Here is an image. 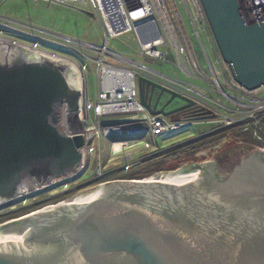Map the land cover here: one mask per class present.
I'll return each instance as SVG.
<instances>
[{
  "label": "water",
  "instance_id": "1",
  "mask_svg": "<svg viewBox=\"0 0 264 264\" xmlns=\"http://www.w3.org/2000/svg\"><path fill=\"white\" fill-rule=\"evenodd\" d=\"M199 1L232 78L248 90L264 86V18L245 22L237 0ZM137 83L140 102L151 114L174 121L179 110L194 105L144 78ZM154 89L185 105L156 109L157 102L151 104L148 97ZM79 98L61 67L22 62L14 46L0 44V206L25 189L57 184L72 172L84 140L61 132L58 112L65 104L75 116ZM233 149L207 163H220L223 170L239 159V176L254 161L246 183L235 190V202L207 193L204 175L197 183L202 169L195 165L206 162L147 179L108 181L1 224L0 264H264V149L254 148L248 156ZM62 212L67 226L57 249L40 247L35 252L32 240L10 233L16 222Z\"/></svg>",
  "mask_w": 264,
  "mask_h": 264
},
{
  "label": "built area",
  "instance_id": "2",
  "mask_svg": "<svg viewBox=\"0 0 264 264\" xmlns=\"http://www.w3.org/2000/svg\"><path fill=\"white\" fill-rule=\"evenodd\" d=\"M32 1L35 5L58 6L81 13L90 12L91 15L86 14L91 18L97 17L103 32L101 47L59 34L39 32L42 34L43 40H39L41 42L55 41L80 54L79 48L96 53L95 59L91 60L81 54L85 62L79 65L75 62L82 78L85 76V79L88 74L86 63H93L96 86L94 101L91 102L83 82L81 123L71 129L60 125L64 135L70 138L80 135L83 138L84 144L78 149L79 162L72 172L57 184L43 187L35 185L33 188L39 187L41 190L56 185V189L68 191L73 183L84 177L88 159L95 154L90 144L101 136L119 139L109 142L112 147L111 157L141 142H145L144 149H151L150 153H154L159 150L155 142L156 137L204 123L202 119L205 117L171 121L162 114H151L140 102L138 78L149 80L193 101L202 112L214 116L208 117L207 122L215 125V129L240 122L241 112L246 113L245 118L258 125V117L264 114V86L248 90L232 78L199 0H179L180 5L176 0ZM237 2L245 22L252 23L264 18V0ZM125 34H132L137 44L135 51H132L133 57L149 60V64L138 63L125 54L109 50V40ZM152 37L154 39L151 40ZM147 41L150 43H145ZM206 45L211 46V52ZM62 107L67 109L65 104H62L60 109ZM249 128L245 127L243 131H248ZM253 137L261 140L255 130ZM99 159L98 154L93 181L107 174L105 172L101 175ZM123 159L130 160V156ZM137 162L128 161L123 169L129 170ZM103 183L105 182L101 184ZM27 190L19 192L14 199L21 198ZM10 202H13V199Z\"/></svg>",
  "mask_w": 264,
  "mask_h": 264
},
{
  "label": "rangeland",
  "instance_id": "3",
  "mask_svg": "<svg viewBox=\"0 0 264 264\" xmlns=\"http://www.w3.org/2000/svg\"><path fill=\"white\" fill-rule=\"evenodd\" d=\"M176 2L178 3V5H180L179 0H176ZM86 13H89L91 15L90 12L81 13L78 11H72L58 6L35 5L32 0H0V41L17 44L18 46L17 49L25 54H29L30 51H33L36 53H41V56L44 58H54L56 60L55 62L52 61L53 66L62 67L61 65H63L64 63L63 67H65V69L74 72L76 75H78L81 78L82 73H80L81 71L79 72V70L76 68L77 65H79L82 62H85L81 54L86 55L87 57H89V59L91 58L92 60L97 58L96 53L79 48L81 52L80 54L74 49L64 48L62 45L58 44L55 41L46 42L44 40L43 42H41L39 40L42 38L41 33H53L77 40L79 42L93 44L96 47H101L103 32L100 23L96 16H92L91 18V16ZM184 20L186 21L185 17ZM189 33L191 34L190 30ZM205 47L208 49V51L211 52L212 50L211 46L206 45ZM35 48H38L40 50H36ZM108 48L109 50L116 52L118 54H125L126 57L133 58L138 63H145V64L150 63L149 60H145V59L138 60L137 58L133 57L134 55L132 51H135V49L137 48V44L132 34L121 35L115 39L109 40ZM71 62H73L74 64L76 62L77 65L76 64H75L76 66L73 65V63ZM86 65L88 66V74L86 76V79L85 76L81 78V83L83 79L84 85L88 92V97L90 101L93 102L95 95V86H96L95 70L93 67V63L91 62L86 63ZM82 90H83V86H82ZM148 97L151 99L152 104L157 102L156 108H158L159 110L163 108L164 111H168L169 109L176 107L182 103V101L179 98L170 99L169 94L165 92L161 93L158 89H154L151 93L149 92ZM169 100L170 102L168 103ZM81 104H82V99H81ZM176 117L177 115L176 116L173 115L172 119L173 118L175 119ZM245 117H246V113L244 112L239 113V118L242 119L241 121H248V123L244 125V128L250 127L248 132L251 131V129L257 132L259 130L264 131V127H262V125L260 124L255 125L253 121ZM167 118L171 120L170 117ZM207 120L209 119L205 118L202 119L204 123L202 124L200 123L197 126H189L179 131L170 132L168 134H164L162 136L156 137L155 142L157 147L160 149H166L178 143L191 140L197 137L198 135H200L201 133H209V132L217 131L218 129H215L216 126L210 123L209 121L207 122ZM253 138L255 141L260 142L256 137ZM109 142H110L109 138H103L102 136L99 137V139H94L92 141L90 147L94 150L95 154L94 156L88 159V165L85 168L86 173L84 177L81 178V180H77L75 183H73L71 187H69L68 191L62 192L61 189H56L57 187L56 185L47 187L46 189L42 188L41 190H39L40 189L39 187H43L47 185L30 188L26 191V193H24L21 196V198L16 200L13 199V202H16L17 200L23 201L22 204L13 207H8L9 203L7 205H4L7 207H5L3 210L0 211V214H4V215H0V219L4 217L7 218V216L11 212H16V210H18L17 212H20L19 210H22L24 206L30 205L32 202L31 199L34 196H37L38 194H41L39 198L43 197L47 199L59 198L60 196H62L63 197L62 201H66L83 191L94 189L98 185H101V183H96L98 182V180L93 181L94 169L98 164V154L100 156L99 161L101 164V175H102L105 172H107L108 174L109 172L113 173L120 169H122L120 171H128L123 169L124 167H126L128 161H131V163L132 161L137 162L138 160H140L138 158L142 157L145 154L150 155L149 153L151 152V149L149 150L144 149L145 142H141L131 148L116 153L111 157L110 155L112 153V147ZM234 147H236V143L233 142L231 138L226 137L219 144H216L215 146H211L207 150L203 151L198 157H196V159L179 162L175 165V167L173 166L171 168H167L162 171L174 172L179 168H181L184 164L204 163L216 157L220 153L228 149H232ZM128 155L130 156V160L123 159L126 158ZM146 178L149 177H145L143 179ZM36 191L38 193H34ZM55 205L56 204L49 206H55ZM22 212L25 213L26 209L22 210ZM19 215L22 214L20 213ZM9 217L11 218L12 216Z\"/></svg>",
  "mask_w": 264,
  "mask_h": 264
},
{
  "label": "flooded vegetation",
  "instance_id": "4",
  "mask_svg": "<svg viewBox=\"0 0 264 264\" xmlns=\"http://www.w3.org/2000/svg\"><path fill=\"white\" fill-rule=\"evenodd\" d=\"M149 94V91H148ZM152 104V102H151ZM185 105V102H182L181 104H179L176 107H173L169 110H173L175 108H178L180 106ZM158 109V108H156ZM178 113L180 115H186L188 116V120H193V119H201L204 118V112H202V110L200 108H198V106H196L195 104L191 107L179 110ZM182 120V119H180ZM241 160H237V161H233L229 164H227V166L222 170L221 168L223 167L222 165L219 166H215L213 163H204L201 164L199 167L198 165H195V168H201L202 170L198 171L197 173V183H202L200 181H198V177L200 176H205V178L207 177V181L206 183H204L206 189H207V193H211V194H220L221 196L226 197L227 199H229L230 201H236L237 198V194L235 192L236 188L238 185H241V183L245 184L247 181V174H250L251 170L253 169L254 165V161L252 160V162L249 164V166L245 169L244 174H240L238 176V174L235 173L237 166H239ZM204 169V170H203ZM216 169V171H215ZM218 174V175H217ZM209 176V177H208ZM226 185H223L225 184ZM234 183V184H232ZM194 184V182H193ZM197 185V184H196ZM205 189V188H204ZM43 194V193H42ZM41 194H38L37 196H34L31 200V204L28 206H24L22 208V210L24 209H29L33 206L38 207L37 209L30 211L28 213H24L22 214V210H19L20 212H17L18 210H16V212H11L10 214H15L17 217L15 218H11L5 222L8 221H16L19 220L25 216H28L30 213L35 212L37 210H40L46 206L49 205H54V204H61L62 200L53 204H44L45 200L47 198H39ZM49 199V198H48ZM47 199V200H48ZM61 202V203H60ZM23 201L17 200L16 202H11L8 204V207H13V206H18L20 204H22ZM5 207L7 206H0V211L3 210ZM254 211V210H253ZM22 215H19V214ZM75 212H69V214H74ZM0 215H4V214H0ZM66 215L65 212L62 213H58L57 215H53L50 217H45V218H36L34 220H30V221H20V222H16L14 224L11 225L12 229L10 230L11 234H15L21 237V240L26 239V240H32L33 243V251H37L40 247H52V249L54 248H59L61 243H62V237L64 234V230L66 228V224L63 221L62 218H64V216ZM3 222V223H5ZM2 223V224H3ZM1 225V224H0ZM28 227H32V230L29 231ZM8 233V232H7ZM63 233V234H62ZM6 234V233H4ZM20 240V241H21ZM36 249V250H35ZM40 251V250H38Z\"/></svg>",
  "mask_w": 264,
  "mask_h": 264
},
{
  "label": "trees",
  "instance_id": "5",
  "mask_svg": "<svg viewBox=\"0 0 264 264\" xmlns=\"http://www.w3.org/2000/svg\"><path fill=\"white\" fill-rule=\"evenodd\" d=\"M51 61L55 62L56 59L50 58ZM177 117L175 120L180 119H188L189 117L186 115L176 114ZM174 115V116H176ZM205 118L209 116L204 113ZM248 123V121H241L236 123L235 125L225 127L222 129H218L214 132L209 133H201L197 137L184 141L182 143H178L166 149L158 148V152L151 154H145L140 157L139 161L135 163L132 169L128 171H115L113 173L109 172L103 178L99 179L96 183H102L106 181L112 180H141L145 177H149L153 173H157L159 171L165 170L167 168L175 167V165L179 162H183L185 160L196 159L203 151L207 150L211 146H215L222 142L226 137L231 138L233 142L236 143V147H234V152H241L245 150L246 153L243 155L248 156L249 153L253 151L254 148H262L264 147V131L259 130L257 133L261 137L260 142H257L253 138V129L251 131H243L244 125ZM258 124L264 127V114H261L258 117ZM111 141V140H110ZM263 142V143H261ZM246 147V148H244ZM247 154V155H246ZM235 159L234 161H237ZM91 183V182H90ZM94 183V182H92ZM63 199L62 196L59 198H50L44 202V204H53L59 202ZM39 207V206H38ZM38 207L33 206L26 210L25 213L33 211ZM24 214V212H21ZM15 218V214H9L7 218H1L0 223L4 221Z\"/></svg>",
  "mask_w": 264,
  "mask_h": 264
},
{
  "label": "bare ground",
  "instance_id": "6",
  "mask_svg": "<svg viewBox=\"0 0 264 264\" xmlns=\"http://www.w3.org/2000/svg\"><path fill=\"white\" fill-rule=\"evenodd\" d=\"M145 43L148 44L150 42L147 41ZM0 44H8V45L14 46L15 52L17 53L18 58L22 62L29 63V64L48 63V64L52 65L51 59L42 57L41 53H36V52L30 51L29 54H25L22 51L17 49V47H18L17 44H13L10 42H4V41L3 42L0 41ZM71 63H73V62H71ZM73 65H75V64L73 63ZM61 66H62L61 68L63 69V75H65L64 77H66L64 79H65L68 87L71 88L72 90H75L76 92H78L80 94L79 103H78L79 109H78V113L75 116L70 115L68 113L67 109H65L63 107L59 111L60 125L63 128L71 129V128H74L77 125H79L81 123V120H82L83 112H82L81 99H82L83 79H82V83H81V78L78 75H76L74 72L67 70V69H65V67H63L64 63ZM76 68L79 70V68L77 66H76ZM79 72H80V70H79ZM81 77H82V74H81ZM42 185H48V183H41V184H37L36 186H42ZM96 188H98V187H96ZM3 245H4V242L2 240H0V246L2 247Z\"/></svg>",
  "mask_w": 264,
  "mask_h": 264
},
{
  "label": "crops",
  "instance_id": "7",
  "mask_svg": "<svg viewBox=\"0 0 264 264\" xmlns=\"http://www.w3.org/2000/svg\"><path fill=\"white\" fill-rule=\"evenodd\" d=\"M79 74V73H78ZM80 75V74H79ZM82 78V77H81Z\"/></svg>",
  "mask_w": 264,
  "mask_h": 264
}]
</instances>
